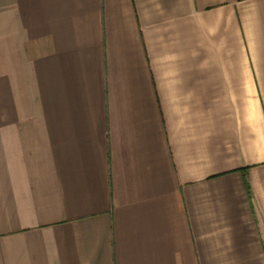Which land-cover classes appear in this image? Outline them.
I'll return each instance as SVG.
<instances>
[{
  "label": "crops",
  "instance_id": "1",
  "mask_svg": "<svg viewBox=\"0 0 264 264\" xmlns=\"http://www.w3.org/2000/svg\"><path fill=\"white\" fill-rule=\"evenodd\" d=\"M0 264H264V0H0Z\"/></svg>",
  "mask_w": 264,
  "mask_h": 264
}]
</instances>
